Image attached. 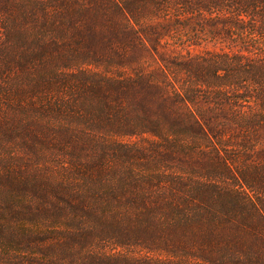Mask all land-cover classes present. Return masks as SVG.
I'll use <instances>...</instances> for the list:
<instances>
[{
    "label": "trees",
    "instance_id": "16d2710c",
    "mask_svg": "<svg viewBox=\"0 0 264 264\" xmlns=\"http://www.w3.org/2000/svg\"><path fill=\"white\" fill-rule=\"evenodd\" d=\"M0 264H264V0H0Z\"/></svg>",
    "mask_w": 264,
    "mask_h": 264
}]
</instances>
